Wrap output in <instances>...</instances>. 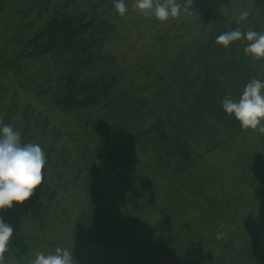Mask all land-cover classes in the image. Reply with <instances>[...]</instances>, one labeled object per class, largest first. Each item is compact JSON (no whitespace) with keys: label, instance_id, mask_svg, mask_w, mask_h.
I'll return each instance as SVG.
<instances>
[{"label":"trees","instance_id":"1","mask_svg":"<svg viewBox=\"0 0 264 264\" xmlns=\"http://www.w3.org/2000/svg\"><path fill=\"white\" fill-rule=\"evenodd\" d=\"M43 1L48 9L50 2L56 5L51 15L25 33L22 45L15 44L11 57L23 59L7 58L3 67L13 68L16 75L22 63L26 70L33 68L27 60H47L54 73H37V78H48L38 96H46L50 106L83 121L82 135L93 138L85 145L77 141L82 161H69L63 155L59 162L46 155V178L66 189L79 179L86 193L78 201L74 233L91 242L116 245L123 240L117 226L118 205H123L129 182L154 189L163 178L152 180L147 170L184 172L192 168L197 146L210 152L247 130L223 110L221 101L238 98L252 78L264 80V59L245 55L244 47L250 43L246 40L224 47L216 37L236 28L264 32V0H246L250 11L241 21L217 11L216 0H173L182 8L187 5L188 12L164 22L134 14L140 11L133 7L135 0H124L123 16L114 0ZM7 4L8 0H0V12ZM129 11L133 20H126ZM32 117L29 108L21 117L10 111L5 124L18 130L23 142L33 143L40 131L42 150L55 152L57 142L48 146L44 140L47 123L32 124ZM41 191L39 201L54 193L43 189L42 180L30 198L14 201L11 211L28 213L36 206L32 198ZM44 207L50 209L48 202ZM11 238L10 251L20 258L28 247L24 233L15 228ZM238 243L245 244L240 248ZM222 250L221 255L207 251L185 263L264 264V235L247 240L235 235Z\"/></svg>","mask_w":264,"mask_h":264},{"label":"rangeland","instance_id":"2","mask_svg":"<svg viewBox=\"0 0 264 264\" xmlns=\"http://www.w3.org/2000/svg\"><path fill=\"white\" fill-rule=\"evenodd\" d=\"M37 1L33 4L34 0H8L6 10L0 12V52L4 55L0 57V125L5 124L10 111L13 116L21 117L29 108L33 114L32 124L47 123L48 133L44 139L47 145L57 142L56 151L51 153L47 149L45 156L51 154L53 160L57 158L59 162L63 155L68 156L69 161H82L83 150H78L77 144L85 145L93 138L82 135L84 122L50 106L46 96L37 94L48 83L46 75L36 77L37 73L52 69L47 60L46 63L27 60L33 68L26 70L22 63V70L14 72L16 75L13 68L11 71L5 67L9 74L3 67L7 58L23 59L11 57L15 56V44L22 45L25 33L42 25L56 6L50 2L48 9L43 0ZM215 6L217 11L238 21H241L242 11H250L246 0H216ZM133 13L141 14L140 11ZM128 14L126 20H133L131 11ZM13 20L12 25H6ZM41 135L39 131L33 143L40 144ZM105 140L108 139L97 145V151ZM192 155V168L184 172L168 169L161 174L147 170L152 180L163 178L157 180L154 189L129 182L123 205L121 202L118 205L117 226L123 240L116 245L91 242L74 233L72 224L78 201L86 193L79 179L66 189L54 186L55 182L45 178L43 189L54 193L39 201L41 191L32 198L36 206L29 208L28 213L0 209V217L13 229H21L28 246L27 253L18 258L10 251L13 245L10 238L9 247L5 253H0L5 257L4 264H31L38 253L48 254L57 247L73 252L72 264H186L207 251L221 255L223 244L235 235L245 240L253 235L263 236L264 134L249 128L210 152L199 145ZM73 172L76 174L75 170ZM129 200L131 202H127ZM45 202L49 210L44 207ZM244 244L236 245L241 248ZM233 253L236 252H230Z\"/></svg>","mask_w":264,"mask_h":264},{"label":"clouds","instance_id":"3","mask_svg":"<svg viewBox=\"0 0 264 264\" xmlns=\"http://www.w3.org/2000/svg\"><path fill=\"white\" fill-rule=\"evenodd\" d=\"M118 14L126 12L124 0H114ZM145 16H155L164 21L169 17L176 18L188 12V6L183 8L173 0H135L133 5ZM249 13H240V20ZM237 40H246L245 55L255 60L264 59V32L248 30L241 32L239 28L223 32L216 37L217 43L228 47ZM223 110L239 121L242 129H253L264 134V80L252 78L245 85L242 93L236 99L225 98L221 101ZM46 156L41 146L36 143L23 142L21 133L10 124L0 125V209L12 208L13 202L22 203L33 195L37 186L47 177ZM13 235L9 222L0 217V253L8 248V242ZM73 252L57 247L51 253H38L31 264H72ZM5 257L0 255V264Z\"/></svg>","mask_w":264,"mask_h":264}]
</instances>
